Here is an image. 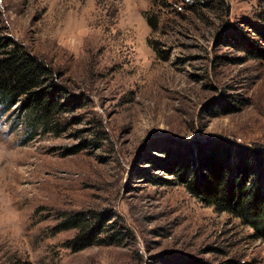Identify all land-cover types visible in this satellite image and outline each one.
Listing matches in <instances>:
<instances>
[{"label":"rangeland","instance_id":"374dc122","mask_svg":"<svg viewBox=\"0 0 264 264\" xmlns=\"http://www.w3.org/2000/svg\"><path fill=\"white\" fill-rule=\"evenodd\" d=\"M200 1L0 0V36L71 95L49 131L0 100V264H264V237L174 170L214 138L264 149V0ZM89 209L119 242L70 245L58 222Z\"/></svg>","mask_w":264,"mask_h":264},{"label":"trees","instance_id":"16d2710c","mask_svg":"<svg viewBox=\"0 0 264 264\" xmlns=\"http://www.w3.org/2000/svg\"><path fill=\"white\" fill-rule=\"evenodd\" d=\"M220 2L223 4L225 0ZM145 16L152 28L158 27L160 14L146 12ZM256 27L264 40V26ZM248 50L252 57L260 53L264 56V47L249 43ZM54 76V68L45 59L14 38L0 36V100L8 107L20 102L28 118L33 119L35 129L41 126L43 130H53L56 124H60V114L70 103L71 95L66 86L58 83ZM34 131L29 138L33 137ZM262 148L259 144L214 138L199 146L196 158L193 155L180 157L174 166L175 174L193 195L235 214L244 224L253 227L256 236L264 237ZM196 162L198 164L193 167ZM100 215L90 209L71 211L56 228L77 230L69 239L75 250L93 243L119 242L122 237L119 229H109L104 235V230L108 229L104 228L105 219ZM230 261L241 264L239 260Z\"/></svg>","mask_w":264,"mask_h":264}]
</instances>
